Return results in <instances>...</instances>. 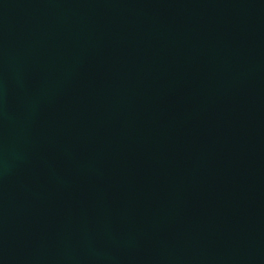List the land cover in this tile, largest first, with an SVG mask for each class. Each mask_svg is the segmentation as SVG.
Here are the masks:
<instances>
[{
  "label": "water",
  "instance_id": "obj_1",
  "mask_svg": "<svg viewBox=\"0 0 264 264\" xmlns=\"http://www.w3.org/2000/svg\"><path fill=\"white\" fill-rule=\"evenodd\" d=\"M0 264H264V0H0Z\"/></svg>",
  "mask_w": 264,
  "mask_h": 264
}]
</instances>
